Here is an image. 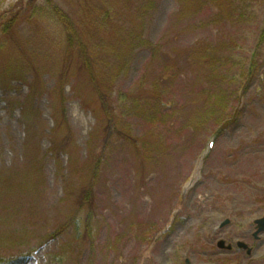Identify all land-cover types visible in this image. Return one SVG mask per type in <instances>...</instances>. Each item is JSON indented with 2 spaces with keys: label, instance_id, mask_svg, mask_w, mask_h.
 Listing matches in <instances>:
<instances>
[{
  "label": "rangeland",
  "instance_id": "1",
  "mask_svg": "<svg viewBox=\"0 0 264 264\" xmlns=\"http://www.w3.org/2000/svg\"><path fill=\"white\" fill-rule=\"evenodd\" d=\"M263 30L264 0H0V97L45 92L27 128L0 104V260L264 264Z\"/></svg>",
  "mask_w": 264,
  "mask_h": 264
},
{
  "label": "trees",
  "instance_id": "2",
  "mask_svg": "<svg viewBox=\"0 0 264 264\" xmlns=\"http://www.w3.org/2000/svg\"><path fill=\"white\" fill-rule=\"evenodd\" d=\"M55 16L57 18H60L61 20L65 21L66 20V15L62 14L56 7L55 9L53 10ZM264 41V30L262 32V35L260 37V43H262ZM252 65H254V61H252ZM63 75V74H62ZM61 75V76H62ZM35 78L36 80L31 82V84L29 85V98L28 100H23V101H16V104L14 106V102L12 99H6V100H3L1 97H0V104L1 102H5V107L7 109V112H10V111H14V109L16 108H20L21 109V121L22 123L26 126L27 128V125H30V118L31 116H34V117H39L43 115V112L39 109V107L36 105L35 101L36 99L40 96V94H45V92L43 91L42 93V85L41 84H38V78L37 77H33ZM0 89L3 90L5 93H9L10 90L8 88V83H3L0 81ZM61 103L63 104L64 103V99L62 98L61 99ZM63 113H65V110L63 109L62 110ZM234 118H232L231 120L227 119L225 122H229V124H231L233 121ZM64 125V124H63ZM63 125L61 126L60 122L59 121H56L55 120V126L54 128L52 129V134L55 136L59 129L61 131ZM61 126V127H60ZM50 152L52 153V155H56L58 153H66L65 152V149L62 147L61 143L59 142H56L54 141V139L52 140L51 142V147H50ZM92 189L93 187H89V189L87 190L88 194H90L92 192ZM76 214H74L72 217H75ZM72 217H70L67 222H65V224L59 228L58 232L60 234H62L64 231H67L70 226L73 225V219ZM93 217L89 214L87 215L86 219H92ZM77 224V223H75ZM78 235H76V239H78ZM64 257L63 253L61 254H53L52 256L49 257L48 260H50V263H53L54 261L55 262H62V258ZM11 261L7 260V261H3V260H0V264H10Z\"/></svg>",
  "mask_w": 264,
  "mask_h": 264
},
{
  "label": "bare ground",
  "instance_id": "3",
  "mask_svg": "<svg viewBox=\"0 0 264 264\" xmlns=\"http://www.w3.org/2000/svg\"><path fill=\"white\" fill-rule=\"evenodd\" d=\"M142 55H143V51H140V50H137V51H135V54L133 55V57H132V59H131V61H130V64H132V67H139L140 66V64H141V59H142ZM126 80V77H124V75L121 77V80H120V83H121V85L122 86H128V82L129 81H125ZM54 126H55V123H54ZM54 128V127H53ZM52 128V129H53ZM211 140H213V142H214V146H216V141H215V139H211ZM213 148H215V147H213ZM127 172V171H126ZM123 175H125V173L123 174ZM151 176H153V178H157V175L156 174H152ZM151 176H150V178H151ZM150 178H149V180H150ZM119 187H121L122 188V190H123V186H122V182L119 184ZM120 200H123L124 198L123 197H120L119 198ZM150 204V202L148 201L147 203H145V205H144V207H146V206H148ZM120 207H121V210H120V215H122L123 213H124V211H123V205L122 204H120ZM143 207V208H144ZM262 217H264V216H262ZM262 217H259V218H257V219H260V218H262ZM257 219H255L254 220V226H255V229H254V232H253V238L255 239V240H259L260 238H261V234H263L264 233V231L263 232H260L259 234H258V236H255L254 234H255V232L258 230V227H257V223L255 222ZM226 220H229L230 222L228 223V224H230L231 223V220L229 219V218H227ZM225 220V221H226ZM224 221V222H225ZM224 222L221 224L222 226H224ZM228 224H225V225H228ZM191 226H190V224L189 223H186L184 226H183V228L181 229V232H182V230L184 229V228H186V230L183 232V233H186L187 231H188V229L190 228ZM181 235H183V234H181ZM208 235L210 236V234L208 233ZM212 238H213V236H210V240H212ZM178 239H177V237L176 238H166L164 241H162L160 244H159V247H158V249H159V253H161V254H159V256L160 257H165V256H169V253H168V249H170V248H172V247H174V245H176L177 243H178ZM220 241H224V243H225V245L224 246H220L219 245V242ZM220 241H218V247L219 248H221V249H227V250H232L233 249V244H231V243H227L225 240H220ZM239 242H243V243H245L248 247L247 248H243V247H240L239 245H238V243ZM236 247L239 249V250H247V249H253L246 241H244V240H239V241H237V243H236ZM207 251L209 252V253H212V255H214L215 253L214 252H212L211 251V249H207Z\"/></svg>",
  "mask_w": 264,
  "mask_h": 264
},
{
  "label": "water",
  "instance_id": "4",
  "mask_svg": "<svg viewBox=\"0 0 264 264\" xmlns=\"http://www.w3.org/2000/svg\"><path fill=\"white\" fill-rule=\"evenodd\" d=\"M230 221L229 220H226L225 222H224V225L225 224H228ZM256 223H257V227H258V230L255 232V236H258V234L260 233V232H263L264 231V217H262V218H260V219H257L256 221H255ZM219 245L222 247V246H224L225 245V243H224V241H220L219 242ZM238 245L240 246V247H243V248H247L248 246L245 244V243H243V242H239L238 243ZM247 252H248V254H251L252 253V249H247Z\"/></svg>",
  "mask_w": 264,
  "mask_h": 264
}]
</instances>
